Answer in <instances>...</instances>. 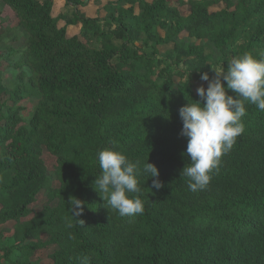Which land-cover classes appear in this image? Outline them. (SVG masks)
<instances>
[{
    "label": "trees",
    "instance_id": "obj_1",
    "mask_svg": "<svg viewBox=\"0 0 264 264\" xmlns=\"http://www.w3.org/2000/svg\"><path fill=\"white\" fill-rule=\"evenodd\" d=\"M0 1L25 34L0 96L5 264H264V112L246 104L244 132L196 192L181 177L179 117L207 87L201 74L245 53L264 59V0H97L92 16V0H64L73 35L54 0ZM103 149L158 168L139 177L142 215L119 216L93 188ZM72 196L83 224L69 220Z\"/></svg>",
    "mask_w": 264,
    "mask_h": 264
},
{
    "label": "clouds",
    "instance_id": "obj_2",
    "mask_svg": "<svg viewBox=\"0 0 264 264\" xmlns=\"http://www.w3.org/2000/svg\"><path fill=\"white\" fill-rule=\"evenodd\" d=\"M215 72L212 79L208 73L201 74L200 79L207 82V87L201 84L196 88L200 100H188L179 109L182 121L180 135L187 138L184 155L189 160L181 171V177L187 178L192 192L208 186L222 156L231 151L237 137L244 132L242 117L246 115V104L255 105L264 112V59L245 53L231 58L226 69ZM229 90L234 95H229ZM97 160L100 173L95 176L93 188L108 208L121 217L142 215L145 206L139 177L143 173L148 175V179L158 178V168L146 162L141 169L139 161H132L112 149L99 151ZM152 187L159 189L162 183L153 179ZM84 204L77 197L69 198V220L74 218L84 223L77 219L83 214ZM67 226L72 227V224L69 222ZM78 259L81 264H89L87 256Z\"/></svg>",
    "mask_w": 264,
    "mask_h": 264
},
{
    "label": "rangeland",
    "instance_id": "obj_3",
    "mask_svg": "<svg viewBox=\"0 0 264 264\" xmlns=\"http://www.w3.org/2000/svg\"><path fill=\"white\" fill-rule=\"evenodd\" d=\"M105 1H113V0H103ZM98 4L101 3V0H98ZM59 4L62 3L61 0H59L58 2ZM92 3V2H90ZM97 2L95 3L96 6ZM63 5L61 4L60 7H62ZM88 9V8H87ZM137 9V7H136ZM71 13H72V8L69 6L64 5L62 7V14H63V20L65 21V23H69L70 21V17H71ZM95 12H93V10H87V15L88 16H92L94 15ZM11 19V18H10ZM2 21H0V96L2 93L3 96H5L6 92L9 93L10 91V84L8 83L9 79H13L15 72H18L19 69L16 67H13L12 64L15 63V60L18 59V56L21 52V50H18L24 43L25 40V34L22 30L18 29L16 26H14V24L12 23H8V22H4L3 19H1ZM62 23H64L62 21ZM72 26L70 24H68V32L69 34L73 35L75 33H79L80 30V26ZM160 34L163 35V31L159 30ZM92 42H94V45L97 46V41L95 39L92 40ZM172 45L171 44H167V45H161L159 46L161 51L164 50H169L172 49ZM18 50V51H16ZM23 104L27 110L30 109L31 105L28 101L26 100H22L20 102V105ZM29 114V113H28ZM27 114V115H28ZM51 160L48 159L47 157V163L48 165H51ZM51 246H47L45 248H42L38 251H36V255L39 256L41 258V260L44 261H49L48 259V252L50 251ZM0 263L1 264H5L4 260H2L0 258Z\"/></svg>",
    "mask_w": 264,
    "mask_h": 264
},
{
    "label": "crops",
    "instance_id": "obj_4",
    "mask_svg": "<svg viewBox=\"0 0 264 264\" xmlns=\"http://www.w3.org/2000/svg\"><path fill=\"white\" fill-rule=\"evenodd\" d=\"M55 1V7H56V9H62V7L65 5L64 4V0H61L62 1V3H58L59 2V0H54ZM92 3H90L88 6H90V7H88V9L91 11V10H93L94 8H95V3L97 2V0H92L91 1ZM105 2H107V1H105ZM103 0H101V4H103V3H105ZM63 5L62 7H60V5ZM97 5V4H96ZM4 5H3V3L0 1V10H3L4 11ZM94 12V11H93ZM1 19H3V17H0V21H2ZM3 21H4V19H3ZM7 22V21H6ZM72 27V26H71ZM80 28V27H79ZM67 30H68V27H67ZM68 32V31H67ZM69 33V32H68ZM71 35V34H70ZM3 94V93H2Z\"/></svg>",
    "mask_w": 264,
    "mask_h": 264
}]
</instances>
